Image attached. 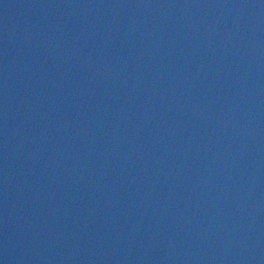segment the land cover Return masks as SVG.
Returning a JSON list of instances; mask_svg holds the SVG:
<instances>
[{
    "label": "water",
    "instance_id": "obj_1",
    "mask_svg": "<svg viewBox=\"0 0 264 264\" xmlns=\"http://www.w3.org/2000/svg\"><path fill=\"white\" fill-rule=\"evenodd\" d=\"M0 264H264V0H0Z\"/></svg>",
    "mask_w": 264,
    "mask_h": 264
}]
</instances>
